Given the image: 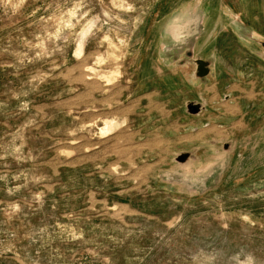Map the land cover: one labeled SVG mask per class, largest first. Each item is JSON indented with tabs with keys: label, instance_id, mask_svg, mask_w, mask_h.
<instances>
[{
	"label": "rangeland",
	"instance_id": "374dc122",
	"mask_svg": "<svg viewBox=\"0 0 264 264\" xmlns=\"http://www.w3.org/2000/svg\"><path fill=\"white\" fill-rule=\"evenodd\" d=\"M198 1L0 0V264H264V62L225 31L200 83L167 28Z\"/></svg>",
	"mask_w": 264,
	"mask_h": 264
},
{
	"label": "crops",
	"instance_id": "0c3cea01",
	"mask_svg": "<svg viewBox=\"0 0 264 264\" xmlns=\"http://www.w3.org/2000/svg\"><path fill=\"white\" fill-rule=\"evenodd\" d=\"M210 8L211 4H203L202 0H199L195 5L193 6H182L175 8L171 11V14L176 12L177 9H180L182 13V20L181 23L188 24V29L192 30L193 32H197L194 38L193 43V52L195 56L202 57L204 59H208L210 61V68H211V74H209L208 77H210V80L217 77V65L220 63H223L220 59V52L218 51L217 43L219 40V37L221 36V33L228 31L229 34L234 38L235 44L240 46H243L251 56L258 58L262 62L264 60L259 56V52L263 51L260 49V47L250 40H243L242 38H239L238 34L235 32V30L230 26L229 21L221 26L208 25V19L210 14ZM235 17L241 18L240 13H236ZM246 26H249L251 31L262 38H264V33L261 32L256 28L255 25L245 23L244 21H241ZM198 25V29L191 28V25ZM220 59V60H219ZM262 79L264 80V70L262 71ZM209 79V78H208ZM189 81V80H188ZM190 83V82H189ZM200 95V94H199ZM197 95L194 100L199 101L200 96ZM202 95V94H201ZM189 100V99H188ZM188 100H185L188 101ZM185 102H184V108H185Z\"/></svg>",
	"mask_w": 264,
	"mask_h": 264
},
{
	"label": "water",
	"instance_id": "95a60500",
	"mask_svg": "<svg viewBox=\"0 0 264 264\" xmlns=\"http://www.w3.org/2000/svg\"><path fill=\"white\" fill-rule=\"evenodd\" d=\"M181 11H176L171 14L170 18L167 22V28L170 30L171 27H175L173 30L175 31L174 34H172L174 39V50L177 49V52L175 53L176 58L179 57L180 53L183 54L184 57L187 59H192L195 63V71L194 75L196 78L199 79L200 83H204L208 81V75L211 74V68H210V61L208 59H204L202 57L196 56L194 57L193 52V43L194 38L197 32H193L192 30L188 29V24L181 23L182 18ZM230 26L235 30V32L238 34L239 38H242L243 40L247 41L250 40L252 42H255L260 49L263 51L259 52V56L264 60V38L255 35L249 26H246L242 22L237 20V17H234L233 19H229ZM199 25V24H198ZM198 25H191V28L198 29ZM172 33V32H171ZM164 49V48H162ZM172 51L174 54L175 51ZM179 53V54H178ZM161 57V56H160ZM174 56L171 57V61L174 60ZM182 61V60H178ZM183 64V63H182ZM200 99L202 101H196V100H188L185 102V111L188 113H199L204 106V99L202 95L200 94ZM189 154L183 153L178 155V160L180 162H183L187 159Z\"/></svg>",
	"mask_w": 264,
	"mask_h": 264
}]
</instances>
